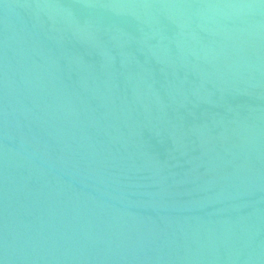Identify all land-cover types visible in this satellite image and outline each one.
Returning a JSON list of instances; mask_svg holds the SVG:
<instances>
[{
    "label": "water",
    "instance_id": "95a60500",
    "mask_svg": "<svg viewBox=\"0 0 264 264\" xmlns=\"http://www.w3.org/2000/svg\"><path fill=\"white\" fill-rule=\"evenodd\" d=\"M0 264H264V0H0Z\"/></svg>",
    "mask_w": 264,
    "mask_h": 264
}]
</instances>
